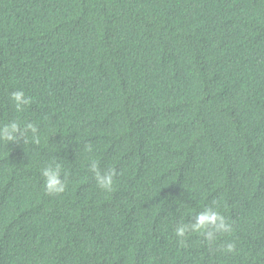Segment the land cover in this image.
I'll use <instances>...</instances> for the list:
<instances>
[{
  "label": "trees",
  "instance_id": "16d2710c",
  "mask_svg": "<svg viewBox=\"0 0 264 264\" xmlns=\"http://www.w3.org/2000/svg\"><path fill=\"white\" fill-rule=\"evenodd\" d=\"M12 121L39 142L0 140V264H264V0H0Z\"/></svg>",
  "mask_w": 264,
  "mask_h": 264
},
{
  "label": "clouds",
  "instance_id": "9594fccd",
  "mask_svg": "<svg viewBox=\"0 0 264 264\" xmlns=\"http://www.w3.org/2000/svg\"><path fill=\"white\" fill-rule=\"evenodd\" d=\"M10 100L12 101L14 108L17 112L22 111L24 107L30 104V99L25 96L23 91L17 90L13 91L10 94ZM20 133L24 138L27 136L28 132H31L33 142H39V138L35 135L37 133V128L31 124H25L23 128L21 125L12 121L10 123L0 126V140L12 141L16 138V133ZM87 151H91V146L89 145ZM96 180L97 185L106 191H111L113 186V179L115 176L114 170H108L107 172H101L98 169L97 162L92 161L91 167L89 169ZM42 176L45 178L44 187L49 194H59L65 190V182L60 178V165L57 164L55 167L49 165L42 170ZM209 226H213L215 231L221 232H230L231 226L225 223L223 216L219 212L212 211L211 209H205L196 216V222L193 224L192 231L200 232L202 234L206 233V230ZM187 231L186 226L177 227L175 230V235L178 238L185 237ZM207 238L211 240L213 235L211 232H207ZM235 248L234 244H228L224 249L227 252H232Z\"/></svg>",
  "mask_w": 264,
  "mask_h": 264
}]
</instances>
